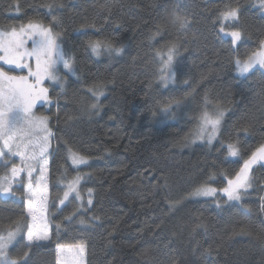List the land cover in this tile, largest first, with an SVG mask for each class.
I'll return each instance as SVG.
<instances>
[{"label":"trees","instance_id":"trees-1","mask_svg":"<svg viewBox=\"0 0 264 264\" xmlns=\"http://www.w3.org/2000/svg\"><path fill=\"white\" fill-rule=\"evenodd\" d=\"M177 2L0 0V28L29 21L52 26L79 76L62 91L46 82L52 102L35 108L52 133V238L32 249L27 264H56L57 244L85 246L83 256L78 248L65 249L61 264H264V168L253 169L252 190L240 203L193 195L205 182L222 186L220 173L238 171L264 143V70L240 77L234 65L264 40V9L260 0H179L191 21L185 39L171 24ZM226 6L239 7L243 39L237 47L218 31ZM160 23L168 27L157 34ZM97 40L123 52L93 55L89 43ZM173 44L175 77L165 86L160 70ZM89 87H102L98 110H90ZM217 109L224 113L217 140L193 143L202 114ZM221 142L236 144L239 156H228ZM69 149L89 161L79 169L87 174L80 190L86 204L93 189V205L82 217L72 215L78 207L72 197L52 207L62 195V176L72 177ZM24 208L23 190L0 194V228L26 216ZM23 236L13 254L23 250Z\"/></svg>","mask_w":264,"mask_h":264},{"label":"snow or ice","instance_id":"snow-or-ice-1","mask_svg":"<svg viewBox=\"0 0 264 264\" xmlns=\"http://www.w3.org/2000/svg\"><path fill=\"white\" fill-rule=\"evenodd\" d=\"M186 5L179 2L173 5L174 11L171 24L175 26L178 38H187L191 31V21L184 11ZM260 7L264 9V0H260ZM183 13V14H181ZM239 7L226 6L220 11L217 18L218 31L223 37H230V43L237 47L243 39V32L237 27ZM168 27L166 23L157 24V34ZM29 41L30 46H29ZM93 55L99 56L102 52L109 55H120L122 47H115L108 41H93L89 43ZM176 44L169 49L166 60H162L161 80L167 83L173 78L171 71L173 52ZM65 72L61 75L60 67ZM236 71L240 76H246L253 69H264V40L259 41L258 48L241 59L234 60ZM7 66V67H5ZM79 79L74 67L73 57L67 53L60 43L58 34L52 26H45L39 22L29 21L19 28H0V194L16 195L14 186L21 185L24 192L25 208L21 217L12 221L6 229L0 228V264H27L29 253L34 247H40L51 240L49 216L48 171H49V130L47 117L37 116L34 109L38 103L50 104L51 82L59 85L61 91L66 83L67 76ZM86 91L93 98L90 110L100 108V97L104 95L102 87H89ZM164 114L169 113L167 107L162 108ZM223 111L217 109L214 114L205 111L200 117L193 134L192 142H204L212 145L217 140ZM230 157L239 156L236 144L221 142ZM18 158V162H17ZM69 159L75 168L87 164V158L74 150L69 149ZM256 165L264 168V143L256 147L251 154L243 159V164L234 173H220L222 186H213L212 182H205L197 186L194 196L217 198L218 195L229 202H241L246 193L252 188V172ZM37 173L36 176L33 174ZM83 176L77 173L71 179L62 176V195L56 197L52 207L65 206L72 197L78 201L77 210L73 216H83L85 209L93 205L92 188H88V199L83 202L80 185ZM215 180V174L210 181ZM220 201L217 200L219 207ZM264 211V204L261 205ZM71 216L66 219L71 220ZM93 221H99L94 216ZM85 221L80 220L83 224ZM61 227L56 225L57 230ZM23 236V250L13 254V245L18 237ZM78 248V254H85V246L57 244L56 264H61L60 255L65 249Z\"/></svg>","mask_w":264,"mask_h":264},{"label":"rangeland","instance_id":"rangeland-1","mask_svg":"<svg viewBox=\"0 0 264 264\" xmlns=\"http://www.w3.org/2000/svg\"><path fill=\"white\" fill-rule=\"evenodd\" d=\"M22 26V25H21ZM21 26H18V27H15V28H19V27H21ZM13 27V26H12ZM12 27H7V28H12ZM7 28H5V29H7ZM30 41H29V46H30ZM58 43H60L61 44V46L63 47V49L65 50V47H64V44L62 43V41L60 40V38L58 37ZM66 51V50H65ZM5 67H7V66H5ZM60 67V71H61V75L63 76V75H65V72H64V70H63V68H62V65L61 66H59ZM74 67L76 68V66H75V64H74ZM258 69V68H257ZM257 69H253V71L251 72V73H249V74H247L246 76H248V75H250V74H252L255 70H257ZM76 70H77V68H76ZM264 70V69H263ZM171 71H172V67H171ZM78 73V72H77ZM236 74L238 75V76H240L239 74H238V72L236 71ZM174 77H175V75L173 74V78L169 81V82H172L173 80H174ZM240 77H245V76H240ZM69 79H76V77H74V76H71V75H68L67 76V80H69ZM66 80V81H67ZM47 82V81H46ZM48 83H51V82H48ZM34 111H35V109H34ZM35 113H36V115L37 116H43V115H40V114H38L36 111H35ZM43 117H46V116H43ZM48 120V119H47ZM48 126H49V122H48ZM49 130L51 131V129H50V126H49ZM220 131V130H219ZM219 135V134H218ZM218 138V137H217ZM215 142V141H214ZM50 146H51V136L49 137V148H50ZM49 148H48V154H49V152H50V150H49ZM17 162H18V158H17ZM88 159H87V164H85V165H81L79 168H75V167H73L72 166V164H71V161H70V164H69V168H70V170H72L73 171V173H72V177H74L77 173H80L82 176H83V180H82V182H81V185L80 186H82L84 183H85V176L87 175L85 172H83V171H81V170H79L80 168H84V167H86L87 165H88ZM257 166V165H256ZM256 166H254V168L256 167ZM253 168V169H254ZM33 175H35V173L33 174ZM71 177V178H72ZM71 178H69V179H71ZM14 190H15V192H16V196H18L19 195V192H21V190H23V188H22V186L21 185H16V186H14ZM252 190V188L251 189H249V191H248V193L250 192ZM85 195V194H84ZM218 197H220V195H218ZM217 197V198H218ZM263 200H264V197H263ZM233 202H235V201H233ZM77 203L79 204V202L77 201ZM237 203H240V202H237Z\"/></svg>","mask_w":264,"mask_h":264}]
</instances>
